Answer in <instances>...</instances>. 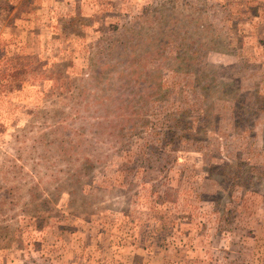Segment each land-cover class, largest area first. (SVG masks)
<instances>
[{"label": "rangeland", "instance_id": "374dc122", "mask_svg": "<svg viewBox=\"0 0 264 264\" xmlns=\"http://www.w3.org/2000/svg\"><path fill=\"white\" fill-rule=\"evenodd\" d=\"M0 264H264V0H0Z\"/></svg>", "mask_w": 264, "mask_h": 264}]
</instances>
